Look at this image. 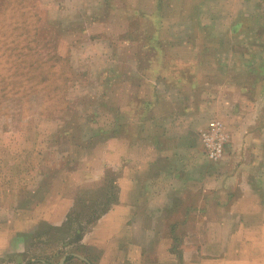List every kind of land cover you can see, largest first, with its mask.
Instances as JSON below:
<instances>
[{
	"label": "rangeland",
	"instance_id": "rangeland-1",
	"mask_svg": "<svg viewBox=\"0 0 264 264\" xmlns=\"http://www.w3.org/2000/svg\"><path fill=\"white\" fill-rule=\"evenodd\" d=\"M191 3V0H0V244L8 239L24 246L22 252L0 251V264H42L41 259L56 263L69 253L86 256L94 264L101 259V248L88 239L96 237L99 242L105 236L104 231L94 228L108 222L106 218L121 204L119 193L124 175L122 167L104 164L115 165L137 155L131 141L137 140L138 129L131 123L126 126L125 138L126 143L130 142L129 150L124 158L120 154L118 136L123 116L125 121L139 117L142 123L147 122V111L138 103L141 98L135 86L143 83L141 88L151 97L148 81L171 80L178 86L184 83L182 91L188 95L194 75H198L195 80L203 75L195 70L194 64L185 63L188 45L162 38L164 31L180 33L179 27L166 21L188 19L193 10ZM96 5L102 6L97 14L95 9L90 11ZM158 22H163L162 29L156 28ZM157 31L161 32L160 37ZM203 43V38L196 39L198 52L203 51ZM246 45L242 43L243 47ZM161 49L176 53V61L160 56ZM56 55L60 56L58 61H54ZM158 56L160 62H156ZM198 58L205 59L199 65L207 69L205 77L218 73V56L208 54ZM247 60L248 57H241L239 63ZM42 61L46 64L39 68ZM136 68L139 70L135 71ZM242 76L246 79L248 75ZM255 90L259 94L260 89ZM130 99L134 100L129 102ZM203 128L199 130V139ZM224 154L225 149L222 157ZM32 160L37 165L35 171L38 170L35 176L34 168L28 165ZM131 170L125 177L138 180ZM38 173L44 176L39 178ZM29 185L34 190H29ZM214 186L208 182V188ZM131 187L142 193L147 206L153 185L136 182L126 188V193L131 192ZM58 190L61 197L56 200ZM14 195L18 208L10 206ZM54 204L56 207L52 208ZM257 204L251 209H258ZM182 206L169 215L163 213L162 219L165 225L176 227L171 233L176 240L168 250L170 256L180 258L183 252L187 257L195 253L192 239H205L193 227L198 217L183 216ZM11 208L15 209L13 213ZM63 209L66 218L60 226L40 218L48 213V217L56 218ZM259 212L262 214L252 217V224L264 223V208ZM12 214L15 224L9 220ZM121 215L113 214V221L120 222L124 217ZM141 219L144 224L150 223L148 217L138 218ZM260 225L256 232L246 233L256 240L257 246L233 250L240 256L243 252L249 256L252 250L254 261L264 264V243L260 245L264 232H259ZM185 240H191L190 244H185ZM178 262L184 264L182 259Z\"/></svg>",
	"mask_w": 264,
	"mask_h": 264
},
{
	"label": "crops",
	"instance_id": "crops-1",
	"mask_svg": "<svg viewBox=\"0 0 264 264\" xmlns=\"http://www.w3.org/2000/svg\"><path fill=\"white\" fill-rule=\"evenodd\" d=\"M191 2L193 10L188 19L166 21L173 27H179L182 32L164 31L162 38L180 40L188 45L185 49L187 61H184L194 64L195 70L203 75L198 80H195L198 75H194L192 84H189L191 94L188 95L182 91L185 90L184 83L178 86L171 80L166 82L154 78L148 81L153 92L151 97L141 88L143 83L135 86L141 98L138 103L147 111V122L142 123L139 117L125 121L123 116L118 136L120 154L124 158V153L129 150L130 142L126 143L125 138L128 136L126 126L131 123L138 129L137 140L131 141L137 155L115 165L104 164L105 167H122L124 175L119 193L121 204L106 218L108 222L94 228L104 231L105 236L99 242L96 237L88 239L102 250L101 259L96 264H182L178 262L179 259L184 264L260 262L254 261V252L250 251L257 242L246 233L258 230L260 224H252V217L261 215L259 210L264 208V0ZM101 8V5H96L90 11L95 9L97 14ZM163 22H158L156 28L162 29ZM160 34L157 31L156 35L160 37ZM199 37L204 39L201 52L195 48ZM242 43H246L247 47H243ZM208 54L218 56L220 62L217 64L218 73L211 77H205L204 70L207 69L199 66L205 59L198 60V57ZM161 55L168 56L171 61L175 60L177 54L161 49ZM244 56L248 57L246 63H239ZM188 57H196L197 61L192 62ZM156 62H160L159 56ZM244 73L248 75L246 79L242 76ZM254 88L260 89L259 94ZM211 118L221 119L230 134L225 145V157L217 162L207 159L199 139V130ZM30 162L28 165L34 168L32 173L35 176L37 165L34 160ZM129 168H132L131 172H136L138 180L125 177L130 172ZM39 175V178L44 176ZM141 180L153 185L147 197V206L144 205L146 200L142 193L136 192L133 187L130 193H126V188L136 182L142 184ZM209 181L215 185L211 189L207 187ZM27 188L34 190L32 185ZM60 193V190L56 192V200L61 197ZM11 198L14 203L10 206L18 208L15 203L17 196ZM256 204L259 208L251 209ZM181 206L183 216L198 217L193 227L196 233H201L205 238L192 239L195 253L187 257L183 252L182 258L175 254L170 256L168 249L176 240L172 239L171 233L176 231V227L165 225V220H162L165 216L163 213L169 215L170 211ZM55 207L56 204L52 206ZM11 209L13 213L15 209ZM116 210H121L119 213L124 215L120 222L112 219L113 214L120 215ZM13 215L9 220L15 224ZM47 215L49 213L40 217L41 220L56 226L62 225L66 218L64 209L56 218ZM136 216L148 217L150 223L144 224V219L138 220ZM259 232H264V223L260 225ZM179 242L182 243L181 240ZM189 242L191 240L184 241L185 244ZM263 243L261 241L260 245L263 246ZM183 244L180 247L184 248ZM235 247L250 248L247 250L250 255L245 256L243 252L240 256L239 252H234ZM23 250V245L8 239L0 244V251L4 253ZM77 255L65 254L56 263L47 259L40 262L94 264L88 257L80 255L83 259Z\"/></svg>",
	"mask_w": 264,
	"mask_h": 264
},
{
	"label": "built area",
	"instance_id": "built-area-1",
	"mask_svg": "<svg viewBox=\"0 0 264 264\" xmlns=\"http://www.w3.org/2000/svg\"><path fill=\"white\" fill-rule=\"evenodd\" d=\"M228 132L224 122L219 118H211L200 131V140L205 155L210 161H218L228 142Z\"/></svg>",
	"mask_w": 264,
	"mask_h": 264
},
{
	"label": "trees",
	"instance_id": "trees-1",
	"mask_svg": "<svg viewBox=\"0 0 264 264\" xmlns=\"http://www.w3.org/2000/svg\"><path fill=\"white\" fill-rule=\"evenodd\" d=\"M49 59H51V57H48ZM48 58H47V60H48ZM60 59V56L59 55H56V57H54V61H58ZM36 61H38V58L36 57ZM44 64H46V61H42L41 63H40V65H38V67L39 68H41V66L42 65H44ZM33 65H34V63H33ZM37 70H38V68H37ZM36 70V71H37ZM42 72V71H41ZM27 74V73H26ZM36 74V73H35ZM35 74L33 75V77L35 76ZM40 76H41V73H40ZM41 79H42V77H41Z\"/></svg>",
	"mask_w": 264,
	"mask_h": 264
},
{
	"label": "water",
	"instance_id": "water-1",
	"mask_svg": "<svg viewBox=\"0 0 264 264\" xmlns=\"http://www.w3.org/2000/svg\"><path fill=\"white\" fill-rule=\"evenodd\" d=\"M77 256H79L80 258H83L82 256H80V255H77ZM84 259V258H83Z\"/></svg>",
	"mask_w": 264,
	"mask_h": 264
}]
</instances>
